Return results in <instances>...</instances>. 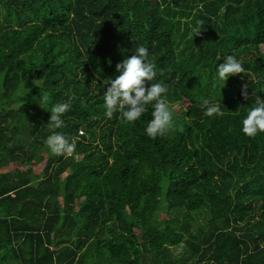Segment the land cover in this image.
Returning a JSON list of instances; mask_svg holds the SVG:
<instances>
[{
  "label": "trees",
  "instance_id": "16d2710c",
  "mask_svg": "<svg viewBox=\"0 0 264 264\" xmlns=\"http://www.w3.org/2000/svg\"><path fill=\"white\" fill-rule=\"evenodd\" d=\"M262 44L264 0H0V264H264V134L240 131L264 98ZM139 46L176 122L156 139L151 106L133 123L104 115ZM227 55L244 71L221 87ZM45 93L74 97L56 130L71 156L44 146Z\"/></svg>",
  "mask_w": 264,
  "mask_h": 264
},
{
  "label": "clouds",
  "instance_id": "9594fccd",
  "mask_svg": "<svg viewBox=\"0 0 264 264\" xmlns=\"http://www.w3.org/2000/svg\"><path fill=\"white\" fill-rule=\"evenodd\" d=\"M199 30L198 22V27L191 30V36L198 35ZM116 71L119 75L115 79H108V86L103 94L105 117L111 119L117 113L123 121L133 123L140 120L151 106L152 118L144 128L147 137H163L175 127L174 113L168 99L169 88L161 82H154L157 77L156 65L149 60V50L146 47L139 46L133 55L116 65ZM243 71L238 59L234 55H227L224 56L223 63L216 65L214 79L223 87L230 76ZM97 78H100L99 75ZM21 88H25V85H21ZM242 95L246 94L242 92ZM73 98L70 94L68 101L52 105L50 96L45 93L37 100L42 109L51 113L48 123L51 134L43 143L54 156H71L76 148L74 140L56 131L64 126L62 116L70 110ZM220 105L219 102L204 99L201 103L203 115L210 118L223 116ZM245 112L240 128L243 135L255 137L264 134V98L256 97L253 105L245 109Z\"/></svg>",
  "mask_w": 264,
  "mask_h": 264
},
{
  "label": "rangeland",
  "instance_id": "374dc122",
  "mask_svg": "<svg viewBox=\"0 0 264 264\" xmlns=\"http://www.w3.org/2000/svg\"><path fill=\"white\" fill-rule=\"evenodd\" d=\"M259 47H260V49L264 50V44L260 45ZM172 107H173V109H175V112H177L176 110H177L179 107H181V106H180L179 104H174ZM175 117H176L177 122L179 123V122H180V119H181V115H180V114H176ZM19 137H20L21 139H24L25 136H24V134H21ZM161 217H162V218H165V217H166V214L163 213V214L161 215ZM203 221H204V218L202 217V215H199V220H198V222H203ZM183 248H184L183 245H179V246H177V249H176V250L173 249V250H175L174 254L179 255V254L183 253V255H186L185 252H182V251H183Z\"/></svg>",
  "mask_w": 264,
  "mask_h": 264
},
{
  "label": "water",
  "instance_id": "95a60500",
  "mask_svg": "<svg viewBox=\"0 0 264 264\" xmlns=\"http://www.w3.org/2000/svg\"><path fill=\"white\" fill-rule=\"evenodd\" d=\"M152 3L156 6L157 0H153Z\"/></svg>",
  "mask_w": 264,
  "mask_h": 264
},
{
  "label": "crops",
  "instance_id": "0c3cea01",
  "mask_svg": "<svg viewBox=\"0 0 264 264\" xmlns=\"http://www.w3.org/2000/svg\"><path fill=\"white\" fill-rule=\"evenodd\" d=\"M11 195H12V193H11Z\"/></svg>",
  "mask_w": 264,
  "mask_h": 264
},
{
  "label": "built area",
  "instance_id": "2783aa9c",
  "mask_svg": "<svg viewBox=\"0 0 264 264\" xmlns=\"http://www.w3.org/2000/svg\"><path fill=\"white\" fill-rule=\"evenodd\" d=\"M80 132V131H79Z\"/></svg>",
  "mask_w": 264,
  "mask_h": 264
}]
</instances>
